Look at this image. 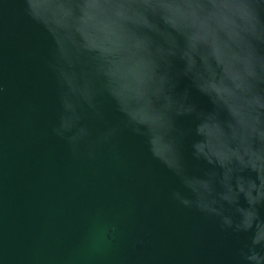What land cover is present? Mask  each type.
I'll use <instances>...</instances> for the list:
<instances>
[{
  "label": "clouds",
  "instance_id": "clouds-1",
  "mask_svg": "<svg viewBox=\"0 0 264 264\" xmlns=\"http://www.w3.org/2000/svg\"><path fill=\"white\" fill-rule=\"evenodd\" d=\"M21 2L52 38L48 66L62 106L52 130L73 155L86 145L95 158L124 133L143 138L190 194L172 189L171 199L222 231L250 233L239 264H264V0ZM185 79L191 87L179 90ZM192 88L210 110L192 101ZM103 100L119 119L93 140L82 121H105ZM183 117L194 126L181 127ZM189 138L192 159L207 165L199 174L185 160ZM116 238L115 225L99 223L87 248L106 253Z\"/></svg>",
  "mask_w": 264,
  "mask_h": 264
},
{
  "label": "water",
  "instance_id": "water-1",
  "mask_svg": "<svg viewBox=\"0 0 264 264\" xmlns=\"http://www.w3.org/2000/svg\"><path fill=\"white\" fill-rule=\"evenodd\" d=\"M23 7L21 0H0V264H239L250 233L222 231L216 218L171 199L172 189L190 194L143 138L124 133L89 158L86 145L74 156L54 134L62 106L48 66L53 41ZM186 87L185 79L179 90ZM191 99L211 109L194 88ZM103 103L105 121H82L93 140L119 119ZM178 123L194 126L190 117ZM190 143L185 160L199 174L207 165L192 159ZM99 223L117 227L103 254L87 248Z\"/></svg>",
  "mask_w": 264,
  "mask_h": 264
}]
</instances>
